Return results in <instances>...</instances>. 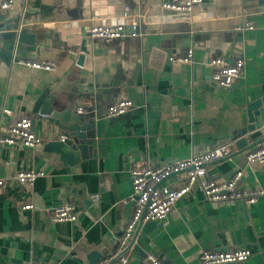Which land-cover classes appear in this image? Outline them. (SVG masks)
Returning a JSON list of instances; mask_svg holds the SVG:
<instances>
[{"label": "crops", "instance_id": "obj_1", "mask_svg": "<svg viewBox=\"0 0 264 264\" xmlns=\"http://www.w3.org/2000/svg\"><path fill=\"white\" fill-rule=\"evenodd\" d=\"M2 22H19L25 34L13 52L0 36V134L28 117L41 143L0 148L6 185L0 189V264H104L131 217L135 162L158 166L226 144L232 159L209 166L206 177L223 182L241 171L239 187L263 195L252 205H211L194 187L163 222L136 229L127 264H143L145 253L170 264H198L202 251L238 249L251 251L242 264H264V163L249 165L243 156L264 137L241 147L232 141L247 123V106L264 97V0H203L191 19L162 11L160 0H28L24 8L0 9ZM119 23L128 31L134 25L138 36L100 44L84 31ZM188 48L191 64L169 61ZM215 57L244 61L230 88L211 79L208 61ZM19 61L57 66L49 73ZM46 91L53 110L38 117L33 111ZM121 100L134 108L106 118L107 107ZM78 117L89 127L87 149L69 165L46 146L65 138ZM21 171L44 176L22 186L14 180ZM21 203L33 209L24 211ZM62 204L74 205L75 222L51 219V209Z\"/></svg>", "mask_w": 264, "mask_h": 264}, {"label": "built area", "instance_id": "obj_2", "mask_svg": "<svg viewBox=\"0 0 264 264\" xmlns=\"http://www.w3.org/2000/svg\"><path fill=\"white\" fill-rule=\"evenodd\" d=\"M28 0H2L1 10H9L18 5L25 7ZM203 6V0H160V9L171 14L185 15L191 19ZM128 12V9L125 11ZM126 15V14H125ZM131 26L128 31L124 24L113 25H90L84 31L96 43L106 44L115 41L133 39L138 36V32ZM248 30H252L251 24L247 25ZM72 52V51H70ZM170 62L189 65L193 61V49L188 48L185 54L179 57H169ZM22 66L44 72H53L56 69V62H34L19 61ZM208 65L215 70L211 74L212 81L220 88H230L233 82L239 78L243 71L244 61L237 59L231 63H226L222 57L211 58ZM134 108L130 100H121L110 104L105 116L108 119L125 115ZM76 114H83L82 106L77 107ZM5 114H9L5 111ZM33 119L23 117L13 122V124L0 134V148L22 147L32 149L41 143V139L32 129ZM64 138H61L63 140ZM233 152L231 145H220L204 154L192 156L183 160H176L158 166H151L135 162L130 169L131 195L128 199L132 213L126 223L123 232L117 239L114 253L104 261L109 264L112 260L119 264H127V249L133 241L136 229L148 222H163L172 207L182 198L186 197L191 190L198 186L203 194L204 200L211 205L231 203L240 201L246 205H252L257 198L263 195L258 188L247 189L239 187L242 172L237 171L228 181L214 182L206 177V171L212 164L232 159ZM245 161L251 164L264 163V142L244 153ZM44 176L42 171H21L14 176V180L22 186L32 185L38 178ZM173 180L176 184L171 186L168 181ZM5 183L0 180V189L5 188ZM21 209L32 210V204H22ZM75 207L72 204H62L51 209V219L54 222H75ZM251 256L248 249H238L234 251H202L198 257V264H242ZM143 264H170L165 259L153 253H145L142 257ZM43 264V263H28Z\"/></svg>", "mask_w": 264, "mask_h": 264}, {"label": "water", "instance_id": "obj_3", "mask_svg": "<svg viewBox=\"0 0 264 264\" xmlns=\"http://www.w3.org/2000/svg\"><path fill=\"white\" fill-rule=\"evenodd\" d=\"M19 22H2L0 23L1 29H12L14 31L0 33V36L6 41L5 47L10 52H13L15 42H21V37L24 36V30L19 29ZM6 52V50H4ZM7 53V54H10ZM11 56V54H10ZM53 101V98H49L48 92H44L41 99L38 101L33 113L40 116H45L51 112L52 107L49 102ZM44 101L47 103L44 104ZM42 106V108H41ZM41 108V109H40ZM82 118L75 120L67 129V133L63 140L58 139L54 142H49L46 149L57 154L64 163L74 165L81 160V155L87 149L86 141L88 135L86 132L88 126L83 123ZM264 137V97L252 102L247 106V123L246 125L236 131L232 136V141L235 142L236 147L247 145L250 141L257 138Z\"/></svg>", "mask_w": 264, "mask_h": 264}]
</instances>
